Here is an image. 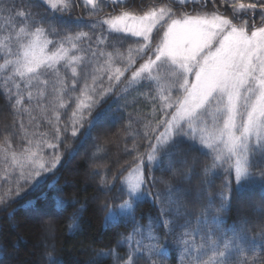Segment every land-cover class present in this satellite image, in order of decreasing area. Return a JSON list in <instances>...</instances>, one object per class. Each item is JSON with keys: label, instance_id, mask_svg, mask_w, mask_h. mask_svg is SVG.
I'll return each instance as SVG.
<instances>
[{"label": "snow or ice", "instance_id": "snow-or-ice-1", "mask_svg": "<svg viewBox=\"0 0 264 264\" xmlns=\"http://www.w3.org/2000/svg\"><path fill=\"white\" fill-rule=\"evenodd\" d=\"M25 4L26 0H20L19 6L16 0H0V13L11 12L19 19L17 30H9L0 40V61H3L0 78L11 94L9 98L16 97L14 108L23 103L25 93L28 101L35 100L37 106L43 108L47 87L52 82L54 120H48V124L53 129L55 142L29 138L22 151L10 153L19 174L14 178L15 192L10 189L4 193L0 203L20 196L24 187L35 189L49 179L48 174L60 164L61 155L56 152L46 160L44 148H58L62 133L70 132L71 137L76 138L85 125L89 130L85 133L87 137L101 115L94 117L93 111L116 95L124 78L128 87L140 86L147 88L149 93L155 91L151 98L157 102L154 110L159 113L155 126L144 135L147 140L144 150L137 149L133 165H130L135 177L128 179L125 188V181L119 175L113 176L109 186L111 190L116 181L120 182L119 192L128 199L119 207L126 210L122 214L127 215L133 230L140 231L136 203L154 195L148 190L149 184L155 186L156 183L153 165L161 171H171L172 157L177 150L195 152L210 159L202 169L203 175L209 178L201 181L203 187L196 194L197 199L207 198L208 204L197 221L202 227L195 230L201 243L186 246L185 259L189 264H264V258L259 255L264 251V243L258 244L248 235V218L225 227L224 217L220 215L231 206L233 182L237 194L245 188L259 186L264 195V171L254 174V169H264V0L247 4L232 0V18L217 13L186 14L176 18L171 8L164 7H152L142 15L123 11L98 22L92 21L88 25L90 32L81 31L75 35H61L56 28L49 31L43 19L34 18L30 10L23 7ZM85 4L95 10L98 0H85ZM113 4L123 7L124 0H113ZM49 6L69 13L72 3L70 0H49ZM258 9L259 26L250 15ZM240 13L249 15L245 18ZM97 24L98 33L95 31ZM113 33L122 35L113 39ZM85 41L88 42L86 48L81 49ZM126 43L125 54L119 49ZM104 46H111L113 51H104ZM79 51H84L85 55L74 54ZM88 54L90 60L106 57L104 65L97 67L91 62L85 63ZM117 60L122 67H113ZM101 71L107 75V86L96 84L95 72ZM125 73L130 76L126 77ZM124 90L127 91V87ZM65 96H68L67 101ZM69 102L75 103V108L70 122L61 129L60 115L55 109L66 108ZM6 145L0 147L5 160L11 148L7 140ZM165 160L167 167L162 166ZM220 174L224 175L223 186L212 195L209 189ZM102 180L108 183L107 177ZM51 187L54 189L55 184ZM175 191L187 195L186 190L177 188ZM52 199L51 212L59 214L68 202L58 195ZM178 200L170 188L166 196L155 194L153 203L161 201V216L168 218L180 213L182 206ZM216 200H219L218 206ZM165 203L167 207L163 206ZM211 212L216 214L209 215ZM32 216L52 228L51 223L45 222L46 216L51 219L46 209L33 206ZM72 219L75 224L76 217ZM105 219L115 222L116 215L110 211ZM164 227L169 229L167 224ZM260 236L264 240V232ZM146 251L148 259L153 254H161L155 244L149 245ZM99 255L112 256L118 264L122 259L116 249ZM144 255L138 246L129 251L122 264H136V259Z\"/></svg>", "mask_w": 264, "mask_h": 264}, {"label": "trees", "instance_id": "trees-1", "mask_svg": "<svg viewBox=\"0 0 264 264\" xmlns=\"http://www.w3.org/2000/svg\"><path fill=\"white\" fill-rule=\"evenodd\" d=\"M153 1L144 0L142 4L141 0H128L124 2L123 7L112 3L105 6L100 4L92 11L82 0H70L72 7L69 13L56 11L41 0H26L23 7H27L34 18L43 19L49 31L56 28L61 31V35L90 32L88 25L92 21L98 22L121 11L142 14L151 5H165L176 15L193 14L195 11L202 14L204 11L223 12L222 14L228 18L234 15L231 8L232 0H228L227 3L224 0L179 3L174 0ZM240 2L247 4L256 0ZM16 3L19 6L20 0H16ZM7 13L13 17L12 26L17 30L18 17L11 12ZM240 15L247 18L249 14ZM250 15L259 26V9ZM95 31L97 33L100 31L99 24ZM117 35L120 34L113 33L112 38ZM87 43L85 41L80 46L81 49L86 48ZM127 48L126 43L119 50L126 54ZM93 50H96L95 46ZM103 50L111 52L113 48L104 46ZM74 54L85 55L84 51ZM105 60L106 57L90 60V54L85 56V63L91 62L97 67L104 65ZM114 65L113 67H120L122 64L117 60ZM95 75L97 85L101 83L104 86L108 85L109 81L104 72H95ZM125 76H130V73H125ZM123 80L124 78L116 89V95L93 111L94 117L97 114L101 115L87 137L85 133L89 130L85 125L76 138H72L70 132L62 133L58 148H44L46 160L56 152L61 155V162L53 173L48 174L49 179L35 189L24 187L20 196H13L6 203H0V264H118L112 256L99 255L110 249H116L118 256L122 258L119 264H122V261L127 259L129 251L138 246L145 255L136 259V264H189L185 259L186 246L194 247L201 243L200 235L195 230L202 227L197 221L202 217V210L208 204V200L197 199L196 194L203 187L201 181L209 178L203 175L202 169L204 165L210 163V159L195 152L185 153L177 150L172 157L171 171H161L153 165L152 174L156 177V183L155 186L149 184L148 190L154 195L151 199L136 203L140 231H134L127 215L122 214L125 212L120 211V204L128 199L119 192L120 182L116 181L115 187L111 190L109 186L113 183V176L119 175L121 180H125L132 169L130 165H133L137 149L142 152L147 143L145 133L150 132L155 126L159 113L154 110L157 102L151 98L156 94L155 91L149 93L147 88L128 87ZM89 83L92 81L89 80ZM126 87L127 91L124 90ZM10 95L3 79L0 78V147L7 146L6 140L11 144L7 160L0 154V196L10 189L15 192L14 178L18 176L19 169L11 161V152L22 151L27 146L29 138L34 141L46 139L55 142L52 137L53 129L48 124V120H54L52 82L50 81L47 87V100L43 108L37 106L35 100L28 101L26 93L23 103L14 108L16 97L9 98ZM75 95L74 93L73 99ZM64 99L67 101L68 96ZM74 108L75 103L69 102L66 108L55 109L60 115L61 129L70 122ZM41 133L47 135L41 137ZM73 152L75 155L70 156L69 154ZM185 160L187 163H183ZM167 164L168 161L165 160L162 166L167 167ZM147 171L146 168L145 175ZM261 171L264 169H254V174ZM102 177H107V184H104ZM223 183L224 175L220 174L215 178L209 193L214 195L220 191ZM52 184H55L54 189L51 187ZM170 188L173 190V196L179 197L178 203L182 207L179 214L163 218L160 212L162 202L153 203V200L155 194L166 196ZM177 188L186 190L187 195L184 192H176ZM232 188L231 206L226 212L220 213L224 217L225 227L238 222L241 218H248L250 221L248 235L254 237L258 244L264 243L260 236V233L264 232V195L260 187L245 188L239 194L235 191L234 182ZM56 195L68 203L62 212L52 214V198ZM216 205H219V200H216ZM33 206L46 209L51 216L50 220L48 216L45 217V222L52 225L51 237L46 234L47 227L32 216ZM163 206L167 207V204ZM110 211L116 215L115 222H106L105 218ZM74 216L75 224L72 219ZM165 224L169 226L170 231L164 227ZM70 225H73L71 229ZM153 244L160 249L161 254H153L151 259H148L146 249ZM259 255L264 258V251H260Z\"/></svg>", "mask_w": 264, "mask_h": 264}, {"label": "rangeland", "instance_id": "rangeland-1", "mask_svg": "<svg viewBox=\"0 0 264 264\" xmlns=\"http://www.w3.org/2000/svg\"><path fill=\"white\" fill-rule=\"evenodd\" d=\"M41 1H43L45 4H47V5H49V0H41ZM126 1H128V0H124V2H126ZM187 1H193V0H183V2H187ZM196 1H200V0H196ZM203 1V0H202ZM82 2H83V4L89 9V10H92V11H94V9L90 6V5H86L85 4V0H82ZM152 2H154L153 0H152ZM174 2H176V3H179V2H181V0H174ZM109 3H112L113 4V0H98V5H100V4H102L103 6H105L106 4H109ZM114 5H117V4H114ZM152 7H164L166 10H167V8L165 7V5H158V6H154V5H151V6H149V8H146L145 9V11H148V10H150ZM169 9V8H168ZM145 11H143V12H145ZM121 12H123V11H121ZM121 12H119L118 14H116V15H119ZM130 12H133V11H130ZM174 12V11H173ZM175 13V12H174ZM223 12H221V13H217V14H221V15H223L222 14ZM135 14V13H134ZM143 14V13H142ZM142 14H136V15H142ZM197 14H202L201 12H199V11H195V13H191L190 15H197ZM203 14H208V15H211V14H213V13H211V12H203ZM184 15H186L185 13L184 14H182V15H176L175 14V16H176V18H180V17H182V16H184ZM110 16V15H109ZM109 16H107V18L109 17ZM113 16H115V15H113ZM105 19V18H104ZM12 21H13V17L12 16H10L8 13L6 14V13H0V40H2L3 38H4V36L5 35H7L8 34V32H9V30H14V27L12 26ZM120 35H122V34H120ZM135 39V38H134ZM66 46H68L67 44H66ZM3 61H0V63H2ZM115 66V65H114ZM116 67H118V66H116ZM120 67H122V65H120ZM134 178L135 177V173L132 171V169L129 171V173L127 174V176H126V178H125V187H127V181H128V179L129 178ZM120 211L121 212H126V210H122L121 208H120ZM46 234L49 236V237H51L52 235H51V230L49 229V228H47L46 229Z\"/></svg>", "mask_w": 264, "mask_h": 264}]
</instances>
